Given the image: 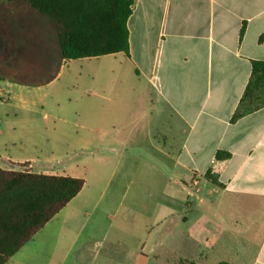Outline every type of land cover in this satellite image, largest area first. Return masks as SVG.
I'll return each mask as SVG.
<instances>
[{
  "label": "crops",
  "instance_id": "1",
  "mask_svg": "<svg viewBox=\"0 0 264 264\" xmlns=\"http://www.w3.org/2000/svg\"><path fill=\"white\" fill-rule=\"evenodd\" d=\"M4 14L22 29L29 23L43 29L39 13ZM128 30V54L81 60L62 61L59 41L52 47L42 36L18 51L0 45V59L48 66L53 50L61 65L50 81L23 85L16 94L6 84L7 102L23 103L25 118L10 111L0 120V169L27 165L33 173L81 178L68 165L55 170L73 146L59 140L62 128L31 118L45 102L43 90L67 70L87 131L78 142L86 175L99 183L122 162L144 160L151 177L156 170L167 178L153 215L161 229L144 264H264V107L233 121L253 62H264V0H136ZM87 60H97L96 73L84 72ZM59 146L64 156L58 157ZM224 153L229 156L218 157ZM85 181L31 241H48L40 256L56 255L58 237L42 232L56 219L67 226V208L83 196Z\"/></svg>",
  "mask_w": 264,
  "mask_h": 264
},
{
  "label": "rangeland",
  "instance_id": "2",
  "mask_svg": "<svg viewBox=\"0 0 264 264\" xmlns=\"http://www.w3.org/2000/svg\"><path fill=\"white\" fill-rule=\"evenodd\" d=\"M4 13L38 12L21 3L0 0L1 46L11 45L18 51L35 45L40 36L50 41L52 47L55 43L58 45L56 27L50 19L36 14L43 29H39L34 23H29L22 29L9 22ZM53 53L52 50V60L48 66H39L37 62L0 59V120L10 111L19 114L18 121L25 118L24 111L19 106L23 103L16 100L12 101L11 106L7 102L6 84L13 85L12 90L16 94L23 85L32 87L50 81L61 68L60 61H54ZM86 63L83 65L84 72L96 73L97 60H87ZM74 68L75 72L81 71L80 65H74ZM61 75L57 84L43 90L47 94L45 102L36 106L38 113H33L31 118L48 129L62 128L59 140L66 139L68 145L72 142L73 146L71 151L68 149L67 160L59 161L55 170H62L68 165L74 168L75 174L87 180L89 185L83 196L67 208L66 213L71 218L67 220V226L56 219L42 232V235L58 237L56 255L50 260L40 256L39 253H43L48 247V241L38 238L24 248L10 264H20V260L23 261L22 264H144L143 256L152 252L151 240L161 229L153 223V215L157 213V205L163 198L162 189L167 178L156 170L151 177L150 164L144 160L122 162L117 174L114 175L110 170L99 183L91 175H86L83 169L85 152L78 143L87 132L80 127L81 115H76L80 104V101L77 102L79 96L72 87L68 71L63 70ZM29 105L31 106V101ZM64 155L65 152L59 146L58 157ZM174 245L182 248L178 242ZM53 248L52 245V250Z\"/></svg>",
  "mask_w": 264,
  "mask_h": 264
},
{
  "label": "trees",
  "instance_id": "3",
  "mask_svg": "<svg viewBox=\"0 0 264 264\" xmlns=\"http://www.w3.org/2000/svg\"><path fill=\"white\" fill-rule=\"evenodd\" d=\"M8 1L24 4L54 23L62 61L129 53L128 20L136 0ZM263 107L264 62L254 61L233 121ZM26 166L21 170L0 169V264H8L86 184L82 178L33 173ZM207 178L218 183L211 175Z\"/></svg>",
  "mask_w": 264,
  "mask_h": 264
}]
</instances>
